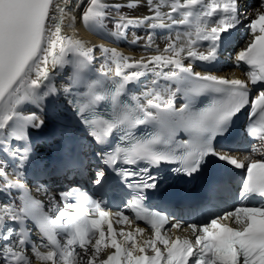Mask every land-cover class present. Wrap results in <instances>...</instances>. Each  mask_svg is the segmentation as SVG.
Wrapping results in <instances>:
<instances>
[{
  "label": "snow or ice",
  "instance_id": "obj_1",
  "mask_svg": "<svg viewBox=\"0 0 264 264\" xmlns=\"http://www.w3.org/2000/svg\"><path fill=\"white\" fill-rule=\"evenodd\" d=\"M146 5L149 14L132 18L121 11L142 7L132 0H0V153L11 158L17 177L8 178V161L0 159V194L11 201L0 200V264H32L29 245L44 264H264V12L244 24L241 0H146ZM165 7L169 11H163ZM110 9L121 14L112 16ZM77 12L84 25L105 38L127 41L129 29H146L145 50L151 49L158 29L185 26L187 30L177 32L165 46L163 52L170 55L136 60L115 47L89 46L74 33H65V27L75 24ZM108 21L113 29L105 31ZM239 26L246 28L251 40L236 53L234 64L249 67L247 79L195 71L192 63L197 61L216 63L222 43L226 46ZM141 39L134 36L127 42L137 45ZM205 41L208 50L198 51ZM154 50L160 52L159 47ZM97 59L102 61L100 78L86 79ZM66 66L73 74L68 77L70 86L61 91L54 86V79ZM149 73L156 79L143 98L132 95L130 101L122 99L129 85ZM74 83L83 85L79 96L73 93ZM61 95L72 96L64 104L84 137L77 139L71 126L56 119ZM45 101L53 109L47 114V123L36 112L25 114L26 103L39 106ZM104 102L107 111L101 107ZM245 114V131L258 144L240 159L218 150L217 139L228 140L235 121ZM50 124L44 139L50 144L60 142V159L54 156L53 165L46 166L48 161L38 157L30 130L41 132ZM143 126L150 131L138 135L137 129ZM184 134L187 139L180 138ZM114 137L118 143H113ZM85 138L103 149L96 152L102 163L113 169L118 162L125 165L119 175L131 180L129 187L136 189L134 199L114 214L105 210L102 200L80 189L60 191L61 206L42 183L70 170L84 174L85 162L78 152L92 147L80 142ZM225 147L234 150L220 145ZM256 153H260L259 159ZM214 161L228 168L221 170ZM140 164L144 167H137ZM28 165L34 169L36 191L48 196L47 211L25 183ZM161 165H174L168 172L178 177L203 178L195 197L198 206H219L217 198L223 195L222 203L235 201L231 210L187 225L192 238L173 239L165 234L181 228L183 221L142 206L148 193H157L168 180ZM232 168L244 172L235 189ZM104 178V171L98 169L93 183L100 185ZM13 189L19 193V205L11 195ZM253 200L262 203L252 205ZM128 209L134 211L136 221L150 226L149 238L138 239L144 228L125 231L114 227V223L129 221ZM113 215L119 219L114 221ZM29 221L36 226L39 244L31 240ZM41 247L50 250L42 252Z\"/></svg>",
  "mask_w": 264,
  "mask_h": 264
},
{
  "label": "bare ground",
  "instance_id": "obj_2",
  "mask_svg": "<svg viewBox=\"0 0 264 264\" xmlns=\"http://www.w3.org/2000/svg\"><path fill=\"white\" fill-rule=\"evenodd\" d=\"M75 15H76L75 24L72 27H65L64 32L67 33L68 35H72L74 33L77 38L89 42V46L93 45V43L98 41L99 39L85 29L84 24L81 22L79 13L77 12ZM65 24H67V21H65ZM120 51L126 55H128L129 53L128 49H121ZM63 75L64 72L58 70L54 79V84H57V89L61 91L63 88H65V82L63 78H65L66 76ZM131 89L136 94V96H140L141 98H143V93L146 92L143 88L139 89L135 85H133ZM64 100H65V96L61 95L59 97V103L61 104L64 103ZM63 114L65 115L70 114V111L64 108Z\"/></svg>",
  "mask_w": 264,
  "mask_h": 264
},
{
  "label": "rangeland",
  "instance_id": "obj_3",
  "mask_svg": "<svg viewBox=\"0 0 264 264\" xmlns=\"http://www.w3.org/2000/svg\"><path fill=\"white\" fill-rule=\"evenodd\" d=\"M139 89H141V87H138Z\"/></svg>",
  "mask_w": 264,
  "mask_h": 264
}]
</instances>
